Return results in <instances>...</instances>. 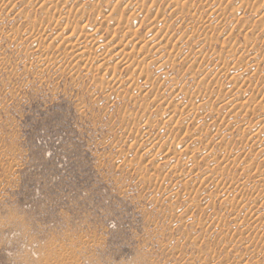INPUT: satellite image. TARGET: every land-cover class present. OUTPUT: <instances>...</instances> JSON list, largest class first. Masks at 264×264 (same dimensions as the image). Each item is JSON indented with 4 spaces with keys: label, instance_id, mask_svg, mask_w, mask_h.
I'll use <instances>...</instances> for the list:
<instances>
[{
    "label": "rangeland",
    "instance_id": "374dc122",
    "mask_svg": "<svg viewBox=\"0 0 264 264\" xmlns=\"http://www.w3.org/2000/svg\"><path fill=\"white\" fill-rule=\"evenodd\" d=\"M0 264H264V0H0Z\"/></svg>",
    "mask_w": 264,
    "mask_h": 264
},
{
    "label": "bare ground",
    "instance_id": "6f19581e",
    "mask_svg": "<svg viewBox=\"0 0 264 264\" xmlns=\"http://www.w3.org/2000/svg\"><path fill=\"white\" fill-rule=\"evenodd\" d=\"M154 38H156V37H154V36H152V38L150 39V41H153L154 40ZM148 43H150L149 42V39H148V41H147ZM78 47H79V45H77V50H78Z\"/></svg>",
    "mask_w": 264,
    "mask_h": 264
}]
</instances>
